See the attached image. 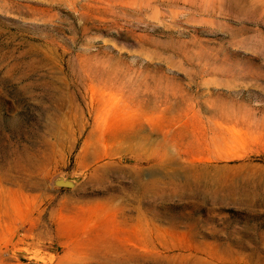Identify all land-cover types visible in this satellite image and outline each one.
Returning <instances> with one entry per match:
<instances>
[{"label": "rangeland", "instance_id": "rangeland-1", "mask_svg": "<svg viewBox=\"0 0 264 264\" xmlns=\"http://www.w3.org/2000/svg\"><path fill=\"white\" fill-rule=\"evenodd\" d=\"M262 156L264 0H0V264H264Z\"/></svg>", "mask_w": 264, "mask_h": 264}, {"label": "water", "instance_id": "water-1", "mask_svg": "<svg viewBox=\"0 0 264 264\" xmlns=\"http://www.w3.org/2000/svg\"><path fill=\"white\" fill-rule=\"evenodd\" d=\"M77 179L75 177L56 176L53 178L52 183L55 186L71 188L76 185Z\"/></svg>", "mask_w": 264, "mask_h": 264}, {"label": "trees", "instance_id": "trees-1", "mask_svg": "<svg viewBox=\"0 0 264 264\" xmlns=\"http://www.w3.org/2000/svg\"><path fill=\"white\" fill-rule=\"evenodd\" d=\"M262 161H264V156H262ZM237 214V213H236ZM261 229H264V227L259 223L257 222L255 225H254V230L256 231H261Z\"/></svg>", "mask_w": 264, "mask_h": 264}]
</instances>
